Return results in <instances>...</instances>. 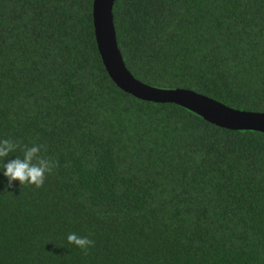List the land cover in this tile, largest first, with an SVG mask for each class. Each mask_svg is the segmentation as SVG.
I'll return each mask as SVG.
<instances>
[{"label": "trees", "instance_id": "obj_1", "mask_svg": "<svg viewBox=\"0 0 264 264\" xmlns=\"http://www.w3.org/2000/svg\"><path fill=\"white\" fill-rule=\"evenodd\" d=\"M91 3L0 0V140L19 145L0 160V264H264V134L118 90ZM111 14L135 79L264 112V0H114ZM34 144L56 167L40 189L8 188L3 163Z\"/></svg>", "mask_w": 264, "mask_h": 264}, {"label": "water", "instance_id": "obj_2", "mask_svg": "<svg viewBox=\"0 0 264 264\" xmlns=\"http://www.w3.org/2000/svg\"><path fill=\"white\" fill-rule=\"evenodd\" d=\"M113 2L92 0L91 23L100 63L118 90L141 101L176 105L220 129L264 134V112L234 109L189 89L157 88L135 79L126 69L117 47L111 14Z\"/></svg>", "mask_w": 264, "mask_h": 264}, {"label": "clouds", "instance_id": "obj_3", "mask_svg": "<svg viewBox=\"0 0 264 264\" xmlns=\"http://www.w3.org/2000/svg\"><path fill=\"white\" fill-rule=\"evenodd\" d=\"M18 147V143L10 139L0 140V160L5 161V158H8L10 153L16 151ZM22 151V158L16 157L3 163V175L8 181L7 187L12 188L13 181H18L21 187L28 185L36 189L42 188L46 176L56 167L55 162L41 155V145L25 146ZM67 241L85 254L94 245L93 240L74 232L68 234Z\"/></svg>", "mask_w": 264, "mask_h": 264}]
</instances>
